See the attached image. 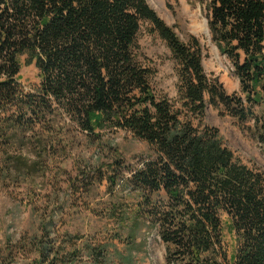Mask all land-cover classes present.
<instances>
[{
  "label": "trees",
  "instance_id": "obj_1",
  "mask_svg": "<svg viewBox=\"0 0 264 264\" xmlns=\"http://www.w3.org/2000/svg\"><path fill=\"white\" fill-rule=\"evenodd\" d=\"M200 1L240 93H227L209 76L201 41H183L147 0H0V141L61 117L94 139L104 131L130 133L152 151L127 180L140 200L132 232L151 221L171 264H264V171L239 160L204 122L208 105L240 123L253 121L264 146V0ZM144 32L172 53L175 98L155 85ZM23 58L39 70L31 91L20 82ZM27 141L23 136V147ZM6 165L20 173L40 162L12 154ZM225 224L236 235L231 254ZM39 243L33 263L60 264L54 244ZM93 251L103 254L100 246Z\"/></svg>",
  "mask_w": 264,
  "mask_h": 264
},
{
  "label": "rangeland",
  "instance_id": "obj_2",
  "mask_svg": "<svg viewBox=\"0 0 264 264\" xmlns=\"http://www.w3.org/2000/svg\"><path fill=\"white\" fill-rule=\"evenodd\" d=\"M147 1L183 41L192 36L201 41L209 76L218 78L227 93L241 92L231 62L212 39L206 3ZM141 46L156 68L158 91L175 98L178 75L170 49L159 36L146 32ZM24 60L20 82L31 91L40 82L39 70ZM204 122L219 130L239 160L264 171V146L255 136L253 121L240 123L208 105ZM17 133L11 142L0 141V264H34L39 242L54 244L61 252L60 264H171L169 246L151 221L136 233L131 229L140 200L127 180L151 158L146 142L124 131H104L102 139H94L64 117L35 132ZM23 136L29 140L25 147ZM12 154H24L40 165L9 173L6 162ZM116 162L115 169L110 167ZM227 227L225 224L231 254L237 246L236 235ZM96 246L103 248L101 256L96 257Z\"/></svg>",
  "mask_w": 264,
  "mask_h": 264
}]
</instances>
